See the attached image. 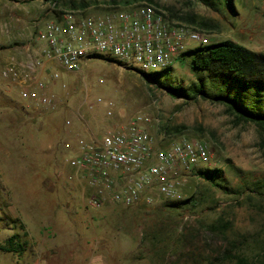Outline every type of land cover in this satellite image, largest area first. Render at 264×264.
I'll return each instance as SVG.
<instances>
[{"label": "rangeland", "instance_id": "rangeland-1", "mask_svg": "<svg viewBox=\"0 0 264 264\" xmlns=\"http://www.w3.org/2000/svg\"><path fill=\"white\" fill-rule=\"evenodd\" d=\"M81 1L89 5L72 7ZM125 1L63 0L53 6L48 0H0V40L6 44L4 24L13 17L33 22L45 13L103 14L147 2L175 22L186 23L175 15L191 16L197 22L193 26H210L205 31L214 42L233 41L264 53V0H231L232 9L222 0H212L213 5L200 0ZM4 54L0 48V64ZM85 72L91 103L102 97L122 114L106 118L105 104L88 110L90 126L98 135L110 126H124L129 116L145 109L153 115L149 131L157 140L204 141L211 154L198 169L223 170L224 187L211 186L193 172L186 178L181 201L195 198L194 207L172 210L165 203L156 209L116 204L90 208L67 163L75 155L73 136L79 133L66 128L68 112L36 111L20 97L0 90V246L15 233H27L29 244L20 256L0 251V264H34L33 256L36 264H91L103 256L106 260L97 264H222L229 252L241 260L227 259L228 264H264V195L250 191L253 182L264 179L261 129L252 123L237 124L223 104L172 95L135 69L109 59L88 62ZM169 77L174 86L189 88L195 83L190 56L179 59ZM62 81L76 93L77 102L82 96L81 76H63ZM56 92L64 94L61 84ZM221 218L231 225L225 234L211 228ZM9 219H18L24 230Z\"/></svg>", "mask_w": 264, "mask_h": 264}, {"label": "built area", "instance_id": "built-area-1", "mask_svg": "<svg viewBox=\"0 0 264 264\" xmlns=\"http://www.w3.org/2000/svg\"><path fill=\"white\" fill-rule=\"evenodd\" d=\"M49 14L52 17L33 22L17 17L5 22L7 42L0 40V48L8 55L0 64V90L20 97L36 111L68 112L66 128L69 132L77 128L79 133L73 136L77 149L67 163L90 208L116 204L156 209L182 200L186 178L210 158L208 145L187 138L174 143L157 140L149 131L153 115L145 109L129 116L124 126H110L98 135L90 126L88 110L105 104L106 118L122 114L102 97L91 103L85 69L96 56L107 55L131 69L161 72L172 68L193 45L196 49L214 43L213 35L175 22L165 10L147 2L110 8L103 14L74 10ZM19 24L30 33L17 43L14 32ZM75 75L81 76L83 85L77 102L76 93L62 81L63 76ZM57 83L62 96L54 90Z\"/></svg>", "mask_w": 264, "mask_h": 264}, {"label": "trees", "instance_id": "trees-1", "mask_svg": "<svg viewBox=\"0 0 264 264\" xmlns=\"http://www.w3.org/2000/svg\"><path fill=\"white\" fill-rule=\"evenodd\" d=\"M48 1L60 3L63 0ZM200 1L208 5L212 3L213 5L212 0ZM113 2H116V0H113ZM130 2V0L125 1L126 4ZM222 3L232 9L231 0H222ZM88 5L87 2L81 1L80 4H73L72 7L84 8ZM174 17L190 25L197 24L195 18L191 16L175 15ZM198 25L202 30L211 29L210 26L204 23H199ZM187 56L191 58V67L197 77V81L189 88L174 86L169 82L172 68L154 73H147L140 69L135 70L144 79L156 87L170 92L172 95L186 100L204 99L223 104L228 112L235 117L237 124L252 123L261 129L264 144V53L252 51L233 41H223L190 50L183 54L180 59H185ZM96 57L117 62L103 55ZM117 63L122 64L121 62ZM195 172L205 178L211 186L224 187L226 180L223 170L198 169ZM250 191L258 195H264V179L253 182ZM190 205L193 207L197 205L195 198L167 202L166 207L172 210H179ZM9 220L14 224L19 223L21 230H24L23 224L18 219ZM230 226L228 222L221 218L211 228L221 234H225L230 229ZM25 237H27V233H24L23 236L19 233L13 234L5 241L4 245L0 246V251L19 256L24 254L29 245ZM261 249L264 259V242ZM226 258L232 261L241 260L239 255L232 256L230 252L226 255ZM227 259L222 264H228Z\"/></svg>", "mask_w": 264, "mask_h": 264}, {"label": "crops", "instance_id": "crops-1", "mask_svg": "<svg viewBox=\"0 0 264 264\" xmlns=\"http://www.w3.org/2000/svg\"><path fill=\"white\" fill-rule=\"evenodd\" d=\"M43 1V0H42ZM47 5V4H46ZM46 5H45V7H46ZM44 17L46 18H49V17H52V15L51 14H49V13H45V15H44ZM23 21H25V20H23ZM24 27V26H23ZM29 31L27 30V31H23V29H22V25H19V28H17V30L14 32V38H15V42H17V43H20V42H24L26 39H27V37H28V35H29ZM8 55V50L6 51V54H4V56L2 57V59H5V57ZM59 84L60 83H57L56 85H54V90L55 91H58L59 90ZM12 131V130H11ZM12 142V141H11ZM25 256H27L28 257V255H25ZM104 257L105 256H103V258H97V259H94L93 261H92V263L91 264H97V263H101V262H103V261H105L106 260V258L104 259ZM34 261H35V263L34 264H36V260H35V258H34V256H33V258H32Z\"/></svg>", "mask_w": 264, "mask_h": 264}]
</instances>
